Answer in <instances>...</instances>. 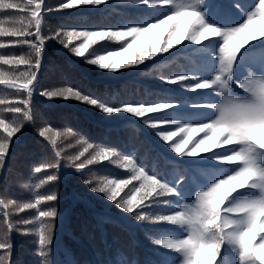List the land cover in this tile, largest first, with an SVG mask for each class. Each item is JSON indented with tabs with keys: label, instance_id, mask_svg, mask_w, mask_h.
<instances>
[{
	"label": "snow or ice",
	"instance_id": "1",
	"mask_svg": "<svg viewBox=\"0 0 264 264\" xmlns=\"http://www.w3.org/2000/svg\"><path fill=\"white\" fill-rule=\"evenodd\" d=\"M44 2L0 0V11L23 13L13 14L7 21L0 19V37H16L14 43L27 45L30 49L26 56L0 54V64H24L28 68L18 75L0 70V85L27 94V98L20 99L16 105L0 108V129L6 133L0 135V166L5 162L9 141L14 134L21 131L25 122L33 120L29 105L40 84L37 74L42 66L46 39L58 40L68 48L73 38L82 37V42L73 45L70 51L84 58L86 63L108 71L139 66L174 48L177 52H195L200 63L192 75L177 73L160 77L164 82L178 84L188 91L201 90L195 98L178 103L128 101L109 105L74 86L41 94L49 98L74 99L108 115L120 113L142 118V123L156 130V135L164 142H171V151L179 157L208 154L199 161H187L189 168L177 167L170 175L158 172L154 165L146 169L143 161L138 163L132 158L133 154H124L110 146L95 148L88 143L78 155L68 158L69 167L78 172L89 165L109 162L130 173L127 178L101 180L91 191L103 194L123 212L133 214L137 221L174 226L162 236L152 237L155 245L176 254L165 257L160 264H237V261L238 264H264V59L257 68L249 64L246 57L251 48H264V0H210L209 3L205 0H136L139 6H147L146 14L151 17L144 23L127 22L120 26V30L109 27L100 31H57L47 38L42 35ZM105 2L67 0L59 8L95 7ZM5 23L10 27H5ZM145 37L146 44L142 43ZM97 41L123 43L120 51L105 49L107 54L99 55L89 52ZM253 41L259 44H251ZM181 44H185V49L177 48ZM191 45L200 48L192 49ZM4 47L0 43V48ZM236 87L246 95L238 93ZM9 103L0 99V105ZM192 109L204 111L194 112ZM5 113H11V118ZM38 134L48 142L57 157L55 163L35 168L36 173L57 170L56 174L47 175L40 181L43 185L59 178L61 152L57 150L55 136L61 133L53 136L51 128L40 127ZM224 145L231 147L225 148ZM89 149L92 151L81 161L80 157ZM212 161L217 163L213 165ZM220 165L230 166V171L193 183L190 172L202 169L211 175L208 169ZM65 174L71 173L66 171ZM196 188L200 190L195 191L193 203L192 192ZM2 191L4 189L0 187ZM57 198V194L51 192L37 195L34 200L22 204L14 199H0L5 222L9 218V207L19 212L39 209L36 217L39 221L36 232L39 257L49 255L58 215L54 206L46 209L40 206ZM160 208L167 211H153ZM20 223L32 224L33 220ZM7 227L11 229L13 225L8 223ZM9 249V243L0 241V250ZM0 264H8L4 255H0ZM42 264H47L46 259Z\"/></svg>",
	"mask_w": 264,
	"mask_h": 264
},
{
	"label": "trees",
	"instance_id": "2",
	"mask_svg": "<svg viewBox=\"0 0 264 264\" xmlns=\"http://www.w3.org/2000/svg\"><path fill=\"white\" fill-rule=\"evenodd\" d=\"M65 2L67 0H45L42 7L44 12L42 35L46 38L57 31L73 29L100 31L110 27L113 30H120V26L127 22L144 23L151 18L146 14L147 6H139L136 0H106L104 4L95 7L81 5L72 9H60L59 5ZM209 2L210 0H205V3ZM13 14L23 15L18 12L0 11V19L7 21ZM5 27L10 25L5 23ZM32 31H35L34 27ZM17 39L0 37V43L5 45L4 48H0V54L26 56L30 49L27 45L14 43ZM146 39L145 37L142 43L146 44ZM82 40V37L73 38L69 47L65 48L58 40L46 39L42 66L37 74L40 84L34 91L29 105L33 120L25 122L21 131L14 134L9 141L5 162L0 166V187L4 189L0 192V199H14L18 204H22L29 199L34 200L37 195L51 192L57 194L56 201L40 206L42 209L54 206L58 213L49 255L47 258L38 256L36 232L39 221L36 217L39 209L19 212L12 207L7 210L9 213L7 222L3 218V210H0V241H6L11 245L9 250H0V255L7 258L8 264H42L45 259L47 264H108L109 261L112 264H153V262L160 264L165 257H174L176 254L155 245L152 237L162 236L167 229L174 226L137 221L133 214L123 212L114 202L106 200L103 194L91 191V188L101 180L114 177L127 178L130 173L109 162L89 165L78 172L69 167L68 158L78 155L88 143H92L95 148L110 146L124 154H133L132 158L137 159L138 163L143 161L146 169L154 165L158 172L170 175L177 167L189 168L187 161H199L208 154L202 153L198 157H179L171 151L169 147L171 142H164L156 135V130L142 123V118L120 113L108 115L94 106L74 99L49 98L41 93L54 91L59 87L74 86L109 105L128 101L135 103L167 100L178 103L195 98L201 90L188 91L178 84L166 83L160 77H169L177 73L192 75L200 60L195 52L187 50L177 52L174 48L169 53L145 61L139 66L108 71L86 63L84 58L77 57L70 51L73 45L78 46ZM122 43L97 41L89 52L105 55L107 54L105 49L120 51ZM185 44L177 48L185 49ZM251 44L258 45L259 42L253 41ZM191 48L199 50L200 46L191 45ZM246 57L249 64L258 68L261 60L264 59V48L259 46L251 48L246 53ZM0 70L15 72L18 75L28 68L24 64H0ZM236 91L246 95L238 87ZM24 98H27L26 92L0 85V99L10 102L0 105V108L14 106ZM192 111L204 110L192 109ZM5 116L10 119L12 114L5 113ZM40 127L51 128L53 136L57 132L61 133L60 136H55L57 150L61 152L59 178L57 181L43 185L40 181L47 175L56 174L57 170L48 169L36 173L35 168L42 164H53L57 157L48 142L39 136ZM66 133L68 134L65 135ZM0 135H6L3 129H0ZM218 150L213 149V151ZM91 151L92 149H89L80 160H84ZM216 163L212 161L213 165ZM66 171L71 174L66 175ZM229 171L230 166L220 165L218 168L208 169L211 175H207L202 169L189 174L193 176V183L198 184L204 179L210 180L213 175L220 176ZM133 183L138 186L136 181ZM199 190L196 188L192 192L193 203L195 191ZM127 191L128 189H125V192ZM244 191L254 192V190ZM186 202L181 201V203ZM153 211L166 212L167 209L160 208ZM28 219L33 220V223H20ZM8 223L13 225L11 229H8Z\"/></svg>",
	"mask_w": 264,
	"mask_h": 264
}]
</instances>
